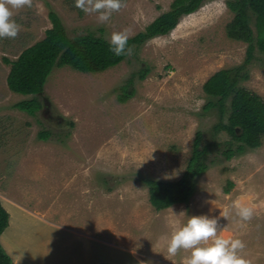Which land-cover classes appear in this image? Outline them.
<instances>
[{"label":"rangeland","instance_id":"1","mask_svg":"<svg viewBox=\"0 0 264 264\" xmlns=\"http://www.w3.org/2000/svg\"><path fill=\"white\" fill-rule=\"evenodd\" d=\"M171 1L125 0L126 7L103 24L97 14L76 8L75 0H33L32 7L14 10L21 30L14 39H0V203L50 207L55 219L87 210L95 235L128 248L137 264H183L190 250L169 256L165 238L188 217L215 216L221 236L241 239L244 258L264 264V135L258 147L227 158L223 150L237 142L217 124L227 121L228 110L220 115L217 107L204 108L215 100L204 92V81L242 64L246 55L247 43L226 34L233 18L227 0H202L168 33L133 46L131 55L102 71L54 65L40 94L13 92L6 84L5 58L15 59L44 36L49 10L69 36L93 32L110 41L115 31L127 29L132 36L143 30ZM143 67L148 71L140 79ZM242 71L239 85L264 101V53L255 48ZM125 83L133 93L120 102ZM31 97L41 103L33 115L15 106ZM42 130L49 131L47 139L39 137ZM197 130L207 167L195 177L192 196L155 209L144 179H179ZM235 201L254 208L250 221L240 219Z\"/></svg>","mask_w":264,"mask_h":264},{"label":"trees","instance_id":"2","mask_svg":"<svg viewBox=\"0 0 264 264\" xmlns=\"http://www.w3.org/2000/svg\"><path fill=\"white\" fill-rule=\"evenodd\" d=\"M201 2L202 0H172L167 10L157 15L143 30L129 36L128 47L132 48L153 36L168 33L177 25L182 15L195 11ZM226 3L233 12V18L226 26V34L230 38L247 43L246 55L242 64L213 72L202 87L206 94L215 97V100H209L204 108L217 107L220 115L228 110L227 121L218 123L217 126L237 142L234 148L229 142L223 150L225 156L230 158L246 147H258L264 135V101L258 93L239 85V80L246 77L242 70L251 62L255 48L264 53V0H227ZM251 15L254 16V28L250 25ZM48 17L51 26L45 29L42 38L24 47L15 59L5 58L10 65L6 84L13 92L40 94L54 65H69L83 72H98L118 64L127 56H116L110 51V41L93 32L69 36L61 18L53 10H49ZM147 71L148 69L143 67L139 71V78H144ZM132 93V88L126 83L122 84L117 98L124 102ZM15 106L33 115L41 108V103L37 98L31 97L18 101ZM38 135L41 139H47L49 131H39ZM201 139L202 132L197 130L191 155L179 179H144L148 187L149 201L155 209L187 202L192 196L195 177L207 167L206 147H200ZM7 224L8 212L0 203V234ZM0 264H14L1 244Z\"/></svg>","mask_w":264,"mask_h":264},{"label":"crops","instance_id":"3","mask_svg":"<svg viewBox=\"0 0 264 264\" xmlns=\"http://www.w3.org/2000/svg\"><path fill=\"white\" fill-rule=\"evenodd\" d=\"M2 205L9 218L0 244L14 264H137L128 248L95 235L87 210L55 219L50 207L38 211L14 201Z\"/></svg>","mask_w":264,"mask_h":264},{"label":"clouds","instance_id":"4","mask_svg":"<svg viewBox=\"0 0 264 264\" xmlns=\"http://www.w3.org/2000/svg\"><path fill=\"white\" fill-rule=\"evenodd\" d=\"M33 0H0V39L18 36L21 25L13 19L14 10L32 7ZM75 7L86 14H97L98 22L103 24L110 20L114 12L126 7L125 0H75ZM129 32L127 29L111 34L110 44L116 56L131 55L133 49L128 47ZM233 207L243 221H250L254 208L235 201ZM211 211V209H210ZM172 212V210H171ZM173 216H177L172 212ZM186 215L181 212L178 216ZM222 215V214H221ZM219 218L209 215H193L187 223L176 228L167 241L169 256H176L183 249L190 250L183 264H251L242 255L246 245L241 239L224 238Z\"/></svg>","mask_w":264,"mask_h":264},{"label":"bare ground","instance_id":"5","mask_svg":"<svg viewBox=\"0 0 264 264\" xmlns=\"http://www.w3.org/2000/svg\"><path fill=\"white\" fill-rule=\"evenodd\" d=\"M215 207V206H214Z\"/></svg>","mask_w":264,"mask_h":264}]
</instances>
